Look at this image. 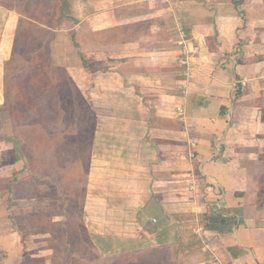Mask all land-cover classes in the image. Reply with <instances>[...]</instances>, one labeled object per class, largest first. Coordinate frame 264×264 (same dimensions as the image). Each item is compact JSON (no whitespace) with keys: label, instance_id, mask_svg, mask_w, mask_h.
<instances>
[{"label":"crops","instance_id":"obj_1","mask_svg":"<svg viewBox=\"0 0 264 264\" xmlns=\"http://www.w3.org/2000/svg\"><path fill=\"white\" fill-rule=\"evenodd\" d=\"M238 7L233 0H81L75 15L87 61L80 68L90 71L87 91L97 109L83 204L89 232L136 248L163 245V264H264V208L257 202L264 0ZM0 11L15 18L0 24L3 71L17 13L1 4ZM208 35L216 36V49ZM56 39L51 57L68 66L65 54L53 53ZM106 54L116 59L110 70L102 66ZM221 216L235 223L221 224ZM2 228L1 250L19 239ZM46 251L31 255L51 264Z\"/></svg>","mask_w":264,"mask_h":264},{"label":"trees","instance_id":"obj_2","mask_svg":"<svg viewBox=\"0 0 264 264\" xmlns=\"http://www.w3.org/2000/svg\"><path fill=\"white\" fill-rule=\"evenodd\" d=\"M241 1L233 0L237 7ZM63 2L64 0H0L1 5L17 13L11 54L2 62L3 102L0 109L12 123H31L21 129L18 148L22 157H34L36 162L32 164V158L25 157L24 167L30 165L35 175L40 171L36 167H44L47 163L56 167L60 171L57 174L61 175L58 178L66 180L60 187L65 193L71 194L73 200L69 207L65 206L57 212L61 215L58 220L44 218L41 213L36 212L29 218L28 215L24 216L21 224L36 221L42 231L49 230L51 240L46 248H50L54 254L50 258L51 264H152L151 260L144 258L142 251L139 253L134 248L121 249V246L112 244L114 238L93 235L84 223L83 204L87 182L85 169L90 163L94 146L96 111L94 112L88 96H84L66 68L52 63L49 43L54 29L64 15ZM237 10L242 11L239 7ZM205 39L209 49H216L218 43L215 35H208ZM74 43L76 44L75 41ZM12 62L15 66H11ZM48 99L53 101L48 102ZM78 110L82 114L83 126L81 125V129L77 127L80 131L75 130L73 119ZM33 124L42 126L44 130L37 129ZM56 125L57 130L52 127ZM257 202L264 208V177L259 184ZM214 215L211 214L212 217ZM219 223L232 225L235 220L221 216ZM16 228L22 230L20 224ZM156 248L159 255L161 251L163 254V245ZM72 249L79 255L85 253L87 259H76ZM42 259L29 256L22 264H38Z\"/></svg>","mask_w":264,"mask_h":264},{"label":"rangeland","instance_id":"obj_3","mask_svg":"<svg viewBox=\"0 0 264 264\" xmlns=\"http://www.w3.org/2000/svg\"><path fill=\"white\" fill-rule=\"evenodd\" d=\"M80 4L81 0H64L62 4L64 15L61 18L58 27L53 31L54 37L55 34H58V39H56L57 42L54 49L55 51L53 50V53L65 54V60L63 61L67 63L68 66L54 63L53 59L52 63L59 66H64L66 68L67 73L74 79L76 84L83 92L84 96H88L90 106L94 108V112L96 111L97 113L95 102L91 100L93 97H90L89 92L87 91L90 83L93 82L91 81L92 76L89 74L90 71H86V68L84 69V73L80 68L83 63L86 64L84 61L85 54H83L80 49L81 26H78L79 17L75 15V13L80 14L78 11ZM5 17L10 24L14 23L15 18H13V15L9 14L7 17V14L5 15L3 11H0V24ZM90 22L93 24L95 20H91ZM119 30H121L120 34L122 36L127 32L126 28H120ZM51 41L49 44H51ZM3 57L4 54H0V61ZM88 60V68L90 70L96 69V61H93L89 58ZM115 61L116 59L114 57L111 59V56L107 55V58L102 61V66L106 67L105 70H110V67H112ZM119 61L124 62V64L127 63L124 56L120 57ZM144 62L149 65L148 61L143 60V58L137 59V63L139 64H144ZM13 64L14 62H12L11 66H15V64ZM2 74L3 71L0 67V104L3 102L1 85ZM47 101L52 102L53 99L52 101L49 99ZM73 119L75 122V130L80 131L77 129V127L81 129L82 125V114L80 110H78L77 114L73 115ZM28 124L23 125L21 122L12 123L4 116L2 108L0 109V231H5L2 227H11L18 232L19 237V239H17V243L13 242L5 249H0V264H5V260H9L8 262L13 261L7 264H22L26 258L32 256L31 254L39 253V249L47 250L44 255L45 257H53V252H48L49 248H46L47 243L51 240V234L48 232L49 230L42 231L41 226L38 225V222L36 221H28L26 224H21V219L27 215L29 218L32 213L37 212L39 214L41 213L44 218L58 220L61 218V215H59L57 212L65 206L69 207L73 203V200L71 199L72 195L65 193L63 188L60 187V184L64 183L66 180L63 178H58V176L61 175L57 174L60 173V171H57L58 169H56V167H51L48 163L44 167H36L40 168V171L37 175L33 174L30 165L29 167H24L25 157L30 159L32 158V164H35L36 162V160L33 159L34 157H22V154L18 148L20 147L19 143H21V129L25 126H28ZM32 126L37 127V129L44 130L42 126H38L37 124H33ZM52 127L57 130V125L56 127ZM47 161L48 157L46 156V162ZM91 166L92 164L90 165L89 163L88 168L85 169V172H87L89 178ZM93 179L94 174H92L91 181H93ZM18 224L22 226V230H18L16 228ZM76 242L77 241H75V244ZM112 244L120 245L122 247L121 249L125 250L134 248V250L136 249V252L140 253V251H142V255L145 259H147V261L151 260L152 264H163L162 251L159 255L157 253L158 248L156 247L151 248L149 245H142L148 248H136V243L124 239H119L118 241L115 240V238L112 240ZM60 245L61 244H58V246ZM71 252L73 255H75L76 259H87L85 253H83L84 255H79L74 249H72Z\"/></svg>","mask_w":264,"mask_h":264},{"label":"built area","instance_id":"obj_4","mask_svg":"<svg viewBox=\"0 0 264 264\" xmlns=\"http://www.w3.org/2000/svg\"><path fill=\"white\" fill-rule=\"evenodd\" d=\"M192 188V187H191ZM153 220H155V219H153Z\"/></svg>","mask_w":264,"mask_h":264}]
</instances>
